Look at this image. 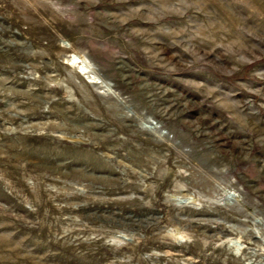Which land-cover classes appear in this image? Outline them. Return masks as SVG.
I'll list each match as a JSON object with an SVG mask.
<instances>
[{
    "label": "rangeland",
    "instance_id": "374dc122",
    "mask_svg": "<svg viewBox=\"0 0 264 264\" xmlns=\"http://www.w3.org/2000/svg\"><path fill=\"white\" fill-rule=\"evenodd\" d=\"M0 264H264V0H0Z\"/></svg>",
    "mask_w": 264,
    "mask_h": 264
},
{
    "label": "bare ground",
    "instance_id": "6f19581e",
    "mask_svg": "<svg viewBox=\"0 0 264 264\" xmlns=\"http://www.w3.org/2000/svg\"><path fill=\"white\" fill-rule=\"evenodd\" d=\"M75 63H76V61H75Z\"/></svg>",
    "mask_w": 264,
    "mask_h": 264
}]
</instances>
